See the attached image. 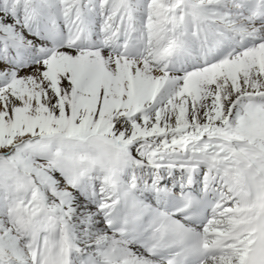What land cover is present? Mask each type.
Here are the masks:
<instances>
[{
	"label": "snow or ice",
	"instance_id": "1",
	"mask_svg": "<svg viewBox=\"0 0 264 264\" xmlns=\"http://www.w3.org/2000/svg\"><path fill=\"white\" fill-rule=\"evenodd\" d=\"M0 264H264V0H0Z\"/></svg>",
	"mask_w": 264,
	"mask_h": 264
}]
</instances>
